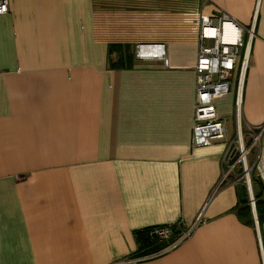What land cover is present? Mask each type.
Returning <instances> with one entry per match:
<instances>
[{"label":"crops","instance_id":"obj_1","mask_svg":"<svg viewBox=\"0 0 264 264\" xmlns=\"http://www.w3.org/2000/svg\"><path fill=\"white\" fill-rule=\"evenodd\" d=\"M213 12L245 27L255 17L254 37L238 112L239 61L215 98L226 139L195 147L200 17ZM137 43H163L168 66L136 58ZM238 125L247 143L264 126V0H8L0 264H113L137 256V232L157 225L193 229L140 264H264V217L237 174L223 177Z\"/></svg>","mask_w":264,"mask_h":264},{"label":"built area","instance_id":"obj_2","mask_svg":"<svg viewBox=\"0 0 264 264\" xmlns=\"http://www.w3.org/2000/svg\"><path fill=\"white\" fill-rule=\"evenodd\" d=\"M8 8V0H0V14ZM255 17L248 27L243 26L225 14L213 12L201 14L200 32L198 39V53L194 64L196 72L194 117L192 127V145L207 146L214 140L226 139V127L216 109L215 98L230 91L231 80L239 61L237 87L235 93V105L237 112L242 99V87L249 59L250 45L254 37ZM246 30V39L243 32ZM147 51V53L145 52ZM135 57L138 59H159L164 66H168V56L163 43H137L134 47ZM264 126L251 129V141L247 143L243 139L240 126H237L236 138L229 142L223 156V177L229 174H237L243 177L245 187L249 194V203L255 208V198L252 194L253 176L256 172L264 185V147L260 146V135ZM257 146L258 155L251 162L250 150ZM193 226L182 231L176 239L163 249L145 256H132L117 261L113 264H140L147 258L155 257L168 251L175 245L186 239ZM150 235L159 241H169L173 237L171 226L157 225L150 229ZM258 242L262 262H264V240L258 232Z\"/></svg>","mask_w":264,"mask_h":264},{"label":"trees","instance_id":"obj_3","mask_svg":"<svg viewBox=\"0 0 264 264\" xmlns=\"http://www.w3.org/2000/svg\"><path fill=\"white\" fill-rule=\"evenodd\" d=\"M117 63L122 64L123 60L120 59L117 61ZM247 198L245 199V205H243L241 208H237L238 214L240 217L248 216L249 212V205L247 204ZM256 211H257V217L258 219H261L264 217V198H261L260 194H257L256 201H255ZM150 228L144 229L142 231L137 232L136 237L139 243V248L137 251V256H145L152 253H155L164 247L168 246L176 237L180 234V232H176L173 229V237L169 241H159L157 238L152 237L150 235Z\"/></svg>","mask_w":264,"mask_h":264},{"label":"rangeland","instance_id":"obj_4","mask_svg":"<svg viewBox=\"0 0 264 264\" xmlns=\"http://www.w3.org/2000/svg\"><path fill=\"white\" fill-rule=\"evenodd\" d=\"M243 139H244V136H243ZM244 141H245V139H244ZM246 142V141H245ZM257 148V149H256ZM252 149H256V156L258 155V153H259V149H258V147L257 146H254ZM251 149V150H252ZM251 150H250V153H249V159H250V161L252 162L253 160H251ZM239 173V175H241L240 174V171H238ZM239 175H237L242 181H245L244 180V178L243 177H240ZM259 187V181H258V179H257V174H256V172H254V176H253V190H252V194H253V196H254V198H255V200H256V196H257V192H256V188H258ZM262 189V192H261V196L262 195H264V188H261ZM246 195H247V198H248V201H249V194H248V191H247V188H246ZM262 198V197H261Z\"/></svg>","mask_w":264,"mask_h":264},{"label":"water","instance_id":"obj_5","mask_svg":"<svg viewBox=\"0 0 264 264\" xmlns=\"http://www.w3.org/2000/svg\"><path fill=\"white\" fill-rule=\"evenodd\" d=\"M257 179H258V181H260V182H261V178H260V176H257Z\"/></svg>","mask_w":264,"mask_h":264},{"label":"bare ground","instance_id":"obj_6","mask_svg":"<svg viewBox=\"0 0 264 264\" xmlns=\"http://www.w3.org/2000/svg\"><path fill=\"white\" fill-rule=\"evenodd\" d=\"M147 53V51H145ZM253 193V192H252Z\"/></svg>","mask_w":264,"mask_h":264}]
</instances>
